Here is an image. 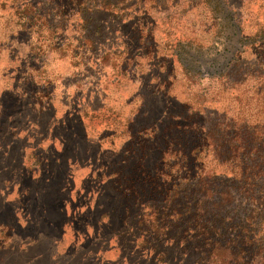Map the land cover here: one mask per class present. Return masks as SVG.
<instances>
[{
	"label": "trees",
	"instance_id": "1",
	"mask_svg": "<svg viewBox=\"0 0 264 264\" xmlns=\"http://www.w3.org/2000/svg\"><path fill=\"white\" fill-rule=\"evenodd\" d=\"M72 1L66 6L79 15L77 26L91 24L96 26L94 32L104 26L101 14L120 20L118 11L137 2L143 7L142 26H156V15L159 19L164 14L167 17L169 6L178 5L177 0H133V6L128 0ZM200 2L211 14L213 25L218 26V41L205 46L192 38L165 56L159 53L162 43L153 40L148 46L151 52L142 54L149 57L147 61H156L160 69V65L167 64L168 72L174 73H169L170 83L176 80L177 68L186 79L205 76L217 80L218 87L210 99H218V93L230 90L233 103L212 107L205 104L207 92L197 106L187 100H173L170 110L132 129L133 103L136 105V98L144 99L145 95L139 94L141 78L130 74L133 69L129 61L137 60L141 53L118 48L121 40L96 56L101 62L95 73L103 72L102 82H94L93 86L82 83V88L78 87L84 95L82 102L76 101V95L72 101L65 99L63 117L74 116L84 130L83 137L90 119L98 118L97 126L93 124L98 129L89 136L97 140V152L100 155L107 149L115 150L119 155L113 161L126 164L124 172L110 168L112 176L104 184L113 186L118 201L104 208L99 217L113 225L111 231L127 260V251L133 247L146 253V259L153 263L264 264V25L246 32L244 0ZM25 23L32 24L28 18ZM151 32L148 27L147 40H152ZM118 58L122 60L120 67L114 62ZM80 61L85 62L84 58ZM80 61H75L73 69L82 68L90 76V69L86 72L87 67L78 65ZM109 63V70L104 69ZM72 76L75 72L69 79ZM131 76L138 80L139 89L125 98L124 103H130L131 108L122 115L123 99H118L119 94L102 93L101 89L107 79L115 90L129 88L133 84ZM72 81L75 86L77 80ZM52 89L53 85L36 90L35 104L41 109L52 105ZM166 90L164 95L171 94L170 88ZM87 94L93 95L90 98ZM93 98L98 100L94 105L89 100ZM104 164L101 178L109 172Z\"/></svg>",
	"mask_w": 264,
	"mask_h": 264
},
{
	"label": "rangeland",
	"instance_id": "2",
	"mask_svg": "<svg viewBox=\"0 0 264 264\" xmlns=\"http://www.w3.org/2000/svg\"><path fill=\"white\" fill-rule=\"evenodd\" d=\"M68 1L0 0V264H162L148 261L146 253L133 247L127 251L128 260L122 256L111 231L113 225L99 216L118 201L113 186L104 184L112 176L110 168L124 172L126 164L113 161L119 155L115 150L107 149L99 155L95 139L89 137L96 133L99 119H90L83 137L77 119L63 117L64 101H72L76 95V101L82 102L84 95L78 87L102 82L103 72L95 73L101 62L96 56L122 40L118 48L141 53L137 60L129 61L133 69L130 74L141 78L139 94L145 95L144 99L135 97L140 106L134 108L133 103L132 129L170 110L173 100H187L197 106L207 92L205 104L212 107L233 103L230 90L210 99L218 87L217 80L205 76L186 79L177 68L176 80L170 83L174 73L170 71L169 75L167 64L160 65L161 70L156 61H147L149 57L142 54L151 52L148 46L153 40L162 43L159 53L165 56L192 38L209 45L220 38L215 36L218 26L213 25L211 14L200 0H177L178 5L169 6L167 17L164 14L159 19L156 15V26H142L141 2L134 5L128 0L134 6L120 9V20L101 14L104 26L94 32L96 26L91 24L77 26L79 15L67 10ZM244 3L245 30L254 32L264 25V0ZM27 18L32 24L25 23ZM148 27L152 40L145 36ZM167 30L171 34L167 35ZM90 40L94 42L90 44ZM179 41L181 45L177 46ZM83 58L85 62L81 63ZM78 60V65L87 67L83 68L86 72L90 69V76L82 68L73 69ZM114 62L117 67L122 65L120 58ZM109 66L104 69L109 70ZM74 72L76 76L69 79ZM131 78L129 88L115 90L107 79L101 89L102 93L119 94L122 115L131 108L130 103H124L125 98L139 89L138 80ZM72 80H77L75 86ZM67 83L72 84L67 87ZM51 85L56 99L41 109L35 104L34 94ZM167 88L171 90L168 96L163 94ZM89 100L92 105L98 101ZM104 162L109 172L101 178Z\"/></svg>",
	"mask_w": 264,
	"mask_h": 264
},
{
	"label": "crops",
	"instance_id": "3",
	"mask_svg": "<svg viewBox=\"0 0 264 264\" xmlns=\"http://www.w3.org/2000/svg\"><path fill=\"white\" fill-rule=\"evenodd\" d=\"M94 142L96 143V142H97V140L95 139V140H94ZM101 143H103V140H101Z\"/></svg>",
	"mask_w": 264,
	"mask_h": 264
}]
</instances>
